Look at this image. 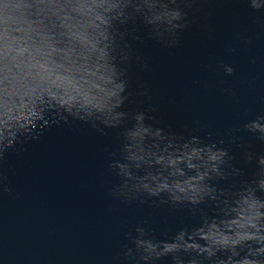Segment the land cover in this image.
I'll return each instance as SVG.
<instances>
[{
  "label": "water",
  "instance_id": "water-1",
  "mask_svg": "<svg viewBox=\"0 0 264 264\" xmlns=\"http://www.w3.org/2000/svg\"><path fill=\"white\" fill-rule=\"evenodd\" d=\"M0 264H264V0H0Z\"/></svg>",
  "mask_w": 264,
  "mask_h": 264
}]
</instances>
